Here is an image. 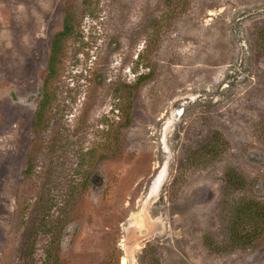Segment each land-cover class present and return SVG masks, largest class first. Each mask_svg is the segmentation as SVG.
<instances>
[{
	"label": "rangeland",
	"instance_id": "obj_1",
	"mask_svg": "<svg viewBox=\"0 0 264 264\" xmlns=\"http://www.w3.org/2000/svg\"><path fill=\"white\" fill-rule=\"evenodd\" d=\"M184 3L0 0V264H264V0Z\"/></svg>",
	"mask_w": 264,
	"mask_h": 264
},
{
	"label": "trees",
	"instance_id": "obj_2",
	"mask_svg": "<svg viewBox=\"0 0 264 264\" xmlns=\"http://www.w3.org/2000/svg\"><path fill=\"white\" fill-rule=\"evenodd\" d=\"M187 4L189 0H184ZM73 22L70 14L64 17V27L61 31L57 32L52 41L51 54H50V76L56 73V64L58 55L61 52L64 40L73 33ZM146 75H141L136 82L141 81ZM49 101V96L42 102V107L38 113V118L41 119L43 108ZM233 234L236 236L234 242H237L239 247H247L255 245L259 239V235L264 232V205L256 201H243L237 208L231 223ZM50 253H47V260H49ZM46 262V263H45ZM44 264H47L45 261ZM43 264V263H42Z\"/></svg>",
	"mask_w": 264,
	"mask_h": 264
},
{
	"label": "water",
	"instance_id": "obj_3",
	"mask_svg": "<svg viewBox=\"0 0 264 264\" xmlns=\"http://www.w3.org/2000/svg\"><path fill=\"white\" fill-rule=\"evenodd\" d=\"M128 261H129V263H128V264H131V262H130V259H128Z\"/></svg>",
	"mask_w": 264,
	"mask_h": 264
}]
</instances>
